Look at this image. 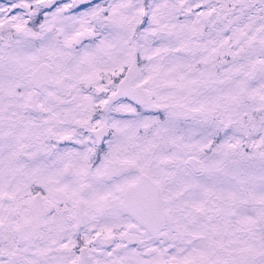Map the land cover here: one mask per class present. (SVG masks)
<instances>
[{
  "label": "snow or ice",
  "instance_id": "obj_1",
  "mask_svg": "<svg viewBox=\"0 0 264 264\" xmlns=\"http://www.w3.org/2000/svg\"><path fill=\"white\" fill-rule=\"evenodd\" d=\"M0 264H264V0H0Z\"/></svg>",
  "mask_w": 264,
  "mask_h": 264
}]
</instances>
